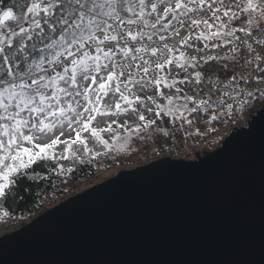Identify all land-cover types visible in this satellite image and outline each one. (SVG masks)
Wrapping results in <instances>:
<instances>
[{"label":"snow or ice","instance_id":"snow-or-ice-1","mask_svg":"<svg viewBox=\"0 0 264 264\" xmlns=\"http://www.w3.org/2000/svg\"><path fill=\"white\" fill-rule=\"evenodd\" d=\"M262 99L264 0H0V201Z\"/></svg>","mask_w":264,"mask_h":264},{"label":"water","instance_id":"water-1","mask_svg":"<svg viewBox=\"0 0 264 264\" xmlns=\"http://www.w3.org/2000/svg\"><path fill=\"white\" fill-rule=\"evenodd\" d=\"M261 111L195 159L118 171L0 236V264H264Z\"/></svg>","mask_w":264,"mask_h":264},{"label":"rangeland","instance_id":"rangeland-1","mask_svg":"<svg viewBox=\"0 0 264 264\" xmlns=\"http://www.w3.org/2000/svg\"><path fill=\"white\" fill-rule=\"evenodd\" d=\"M247 118H248V114L245 113L244 115L245 121L247 120ZM192 131L194 132L195 129H193ZM228 133L229 132H226L220 138H217V140L214 142L213 148H216L221 142V140ZM186 137H189L187 133L181 132L178 133L173 140L167 141V143H165V139L163 137H153L152 139H148L146 141L133 140V142L129 146H127L124 151H121L119 153L113 151L107 157H102L105 158L106 160L105 161L99 160V167H98L99 172L96 177L92 178L91 180H85L79 186H75V187H73L72 185L70 186L68 181H66L62 188L64 190L67 189L64 192V194H68V193L69 194L66 195V197L59 202H56L51 205L47 204L45 206L46 207L45 211L56 206L60 202H63L64 200L68 199L69 197H71L76 193L91 188L92 186H95L107 179L113 178L118 171L130 170L138 166L148 164L147 162L152 158H154L155 156H159V155L161 156V154L164 153V151L162 150L170 148L173 142L175 141L183 142L185 141ZM37 216L35 215L30 218H22L20 220H13V219L9 220L8 218H6L0 224V236L4 234H8L14 229H18L24 226L25 224L28 223V221L32 220L33 217L35 218Z\"/></svg>","mask_w":264,"mask_h":264},{"label":"trees","instance_id":"trees-1","mask_svg":"<svg viewBox=\"0 0 264 264\" xmlns=\"http://www.w3.org/2000/svg\"><path fill=\"white\" fill-rule=\"evenodd\" d=\"M99 158L93 164H83L74 166V173L69 175L57 176L55 172L48 169L36 168L41 178L28 179L24 176L15 177L16 183L13 185V191L9 197L0 201V211H6L8 216L0 215V224L8 218L9 220H20L34 216L38 210L39 204L52 194H63L67 189L63 185L68 181L69 185H74L81 179H92L99 172ZM35 167V166H34Z\"/></svg>","mask_w":264,"mask_h":264},{"label":"built area","instance_id":"built-area-1","mask_svg":"<svg viewBox=\"0 0 264 264\" xmlns=\"http://www.w3.org/2000/svg\"><path fill=\"white\" fill-rule=\"evenodd\" d=\"M261 103H264V99H262L260 102L255 101H249V104L242 108L240 111H236L231 120L228 123H217V124H209L206 125L207 129V135L205 136L204 129H201V136L199 138H196L195 136L192 137H186L185 141L178 142L175 141L172 143V146L170 148H167L164 151L161 156H155L151 160H149L147 163L152 162L154 160L164 158V157H170L171 159H195V154H203L204 152L211 151L214 147V142L217 140V138H220L222 135H224L226 132H229L235 127H239L242 124H244V115L245 113L248 114H255V112L261 107ZM254 104V106H253ZM173 138L167 139V141L173 140ZM167 143V142H166ZM98 173L94 176L96 177ZM85 180H91V179H81L80 183L77 182L74 186H79L83 181ZM64 194V193H63ZM52 194L49 198L44 199L38 207V210L36 212V216L42 214L45 209L46 205H51L56 202L61 201L66 197L68 194ZM45 207V208H44ZM34 215V216H35Z\"/></svg>","mask_w":264,"mask_h":264},{"label":"clouds","instance_id":"clouds-1","mask_svg":"<svg viewBox=\"0 0 264 264\" xmlns=\"http://www.w3.org/2000/svg\"><path fill=\"white\" fill-rule=\"evenodd\" d=\"M16 229H14L13 231H15ZM13 231H11V232H13ZM11 232H9V233H11Z\"/></svg>","mask_w":264,"mask_h":264}]
</instances>
